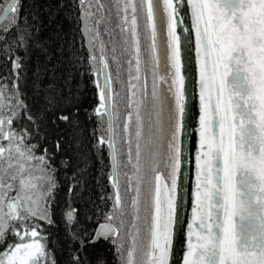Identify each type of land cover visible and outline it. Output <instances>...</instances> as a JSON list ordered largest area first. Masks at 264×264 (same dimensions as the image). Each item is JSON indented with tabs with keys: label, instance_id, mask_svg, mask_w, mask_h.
I'll return each mask as SVG.
<instances>
[{
	"label": "snow or ice",
	"instance_id": "snow-or-ice-1",
	"mask_svg": "<svg viewBox=\"0 0 264 264\" xmlns=\"http://www.w3.org/2000/svg\"><path fill=\"white\" fill-rule=\"evenodd\" d=\"M79 6L99 99L90 115L101 127L107 117V139L102 135L99 145L107 143L113 189L105 222L90 242L108 240L120 264H170L175 230L186 223L182 264H264V0H160L163 74L155 0H111L110 6L103 0H79ZM21 8V0L0 3V39L27 53L34 26L21 16ZM117 28L119 41L114 38ZM193 51L198 148L191 217L182 221ZM20 59L13 61L17 75L11 88L0 84V264H56L41 222L55 224L59 169L55 152L43 145L57 133L54 143L60 148L61 125L72 133L79 129L82 100L49 85L41 92L42 108L33 113L19 87ZM122 70L127 73V102L121 122L117 98H125L116 86L125 84ZM22 114L31 129L13 126ZM60 164L69 166L63 159ZM71 179L76 183L69 192L79 184L75 176ZM61 219L77 239V211L69 205ZM73 260L81 264L78 256Z\"/></svg>",
	"mask_w": 264,
	"mask_h": 264
},
{
	"label": "trees",
	"instance_id": "trees-1",
	"mask_svg": "<svg viewBox=\"0 0 264 264\" xmlns=\"http://www.w3.org/2000/svg\"><path fill=\"white\" fill-rule=\"evenodd\" d=\"M4 0H0L3 3ZM110 6L111 0H103ZM158 6V28H159V53L161 73L165 71V36L160 0H155ZM21 16H27L33 27V39L27 53L23 48L16 49L15 46L8 48V44L0 39V84H7L11 88L16 80L17 70L13 69V61L19 56L22 67L18 70L19 87L23 93V99L29 105L33 113L42 108L43 100L41 92L50 90L49 85L57 92L64 95H78L81 100L79 112L80 126L75 133L65 131L63 125L57 130L61 134L60 148H55V136L43 146L50 154L55 152L57 157L56 166L59 169L57 178L59 187L56 190V203L54 208V225L41 222L44 234L48 237V249L52 253L56 264H75L73 257L78 256L81 264H120L115 250L108 240L98 239L91 243L96 227L104 223V212L110 210L111 201L107 199L113 193L109 180L110 161L108 158L107 145H99V139L103 135L107 139L106 117L101 127L98 118L91 114L93 108L98 106L99 99L95 88V76L89 70L87 56L88 51L81 31V12L79 0H21ZM95 11V9H93ZM113 27L117 21L113 10ZM103 31V28L101 29ZM142 30V29H141ZM0 35H4L0 32ZM9 42L11 33L7 34ZM114 38L119 41L120 34L117 28ZM107 43L108 36H103ZM143 47V41H142ZM8 48V51L5 49ZM111 45H108V56L111 57ZM99 53L97 52V55ZM110 70L115 75V65L109 59ZM127 65L124 64V69ZM121 78L125 81L123 85H117V90L124 100L118 102L121 111V122L124 119L125 104L127 97V73L122 70ZM148 91H151V76L147 79ZM164 96H167L164 91ZM167 104V100H165ZM166 115V113H165ZM13 126L17 130L25 127L31 129V122L23 114L14 121ZM119 132V129L117 130ZM43 143V142H42ZM185 137L183 140L184 155ZM119 147V145H118ZM37 154H40L38 151ZM67 160V168L60 164L61 160ZM123 171V170H122ZM75 176L79 184L72 191L69 189L76 181L71 178ZM180 195L184 198V169H181ZM125 180L121 176V191L124 192ZM104 197L105 199H101ZM77 211V222L73 231L78 238L73 239L65 228L61 219L62 212L68 206ZM182 212V211H181ZM143 209L141 216L143 217ZM91 217V219H89ZM182 218V213H181ZM127 219L131 220L130 215ZM181 224L178 225V229ZM142 227V225H141ZM142 237L144 233H141ZM176 235V234H175ZM174 237H177L174 236ZM81 240L83 244H81ZM12 242V237H9ZM0 251L3 246L0 245ZM180 251V237L173 244L172 258L170 264H178Z\"/></svg>",
	"mask_w": 264,
	"mask_h": 264
},
{
	"label": "bare ground",
	"instance_id": "bare-ground-1",
	"mask_svg": "<svg viewBox=\"0 0 264 264\" xmlns=\"http://www.w3.org/2000/svg\"><path fill=\"white\" fill-rule=\"evenodd\" d=\"M187 19L189 20L190 24V19L187 16ZM194 39V37H193ZM192 57H193V52H192ZM195 64L194 60H192V66ZM188 107H189V113L187 116V124H188V158H187V168L190 176H195V156H196V151L198 148L196 137H197V132L196 129L198 128V115H199V100H198V90H197V84H194V72L192 68V73L189 77V82H188ZM194 167V170H193ZM192 176V177H193ZM192 194L189 195L188 202L186 205V210H185V221H188L191 217V199H192ZM184 239L187 241V227L185 223V230H184Z\"/></svg>",
	"mask_w": 264,
	"mask_h": 264
},
{
	"label": "rangeland",
	"instance_id": "rangeland-1",
	"mask_svg": "<svg viewBox=\"0 0 264 264\" xmlns=\"http://www.w3.org/2000/svg\"><path fill=\"white\" fill-rule=\"evenodd\" d=\"M185 19H187V16L185 17ZM196 139H197V137H196ZM187 149H188V144H186V155H185V158L188 156V150ZM185 168H186V190L184 191V198H183V200H184V202H183L184 206H182V210H183V221H185V210H186V205H187V202H188L189 195H191L192 192L195 189V176L192 175L193 176L192 177V176L189 175L188 168H187V160H185ZM193 170H194V167H193ZM184 226H185V223H183V226H182V233H183V227ZM178 232H179V229H178V226H177V228L175 230V234L177 235ZM182 233H181V235L183 237V234ZM176 235H174V236H176ZM176 238L177 237H174L173 238V244H174Z\"/></svg>",
	"mask_w": 264,
	"mask_h": 264
},
{
	"label": "water",
	"instance_id": "water-1",
	"mask_svg": "<svg viewBox=\"0 0 264 264\" xmlns=\"http://www.w3.org/2000/svg\"><path fill=\"white\" fill-rule=\"evenodd\" d=\"M82 27H83V21L81 20V31H82ZM83 35V34H82ZM85 41V40H84ZM85 45H86V41H85ZM87 47V46H86ZM194 55H195V53H194V51H193V60H194ZM192 68H193V72H194V84L196 85V80H197V73H196V70H195V64H193V66H192ZM197 90H198V87H197ZM106 119H107V117H106ZM197 135H198V133H197ZM187 139H186V144H188V133H187V137H186ZM196 141H197V145H198V136H197V139H196ZM106 145H107V143H106ZM185 155H186V150H185ZM187 158V157H186ZM185 158V160H187ZM99 227V225L97 226V228ZM96 228V229H97ZM184 230H185V226L183 227V237H182V239H181V250H180V258H179V264H182V251L186 248V241H185V239H184ZM94 236H95V232H94ZM94 236H93V238H94ZM100 239V238H99ZM98 240V239H97Z\"/></svg>",
	"mask_w": 264,
	"mask_h": 264
}]
</instances>
